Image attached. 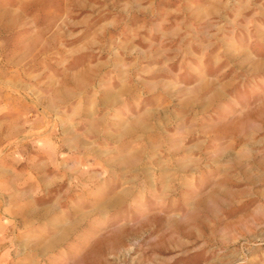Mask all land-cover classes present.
Masks as SVG:
<instances>
[{
  "label": "rangeland",
  "instance_id": "374dc122",
  "mask_svg": "<svg viewBox=\"0 0 264 264\" xmlns=\"http://www.w3.org/2000/svg\"><path fill=\"white\" fill-rule=\"evenodd\" d=\"M123 81L161 123L123 178L62 150L76 224L51 244L32 168ZM0 264H264V0H0Z\"/></svg>",
  "mask_w": 264,
  "mask_h": 264
},
{
  "label": "crops",
  "instance_id": "0c3cea01",
  "mask_svg": "<svg viewBox=\"0 0 264 264\" xmlns=\"http://www.w3.org/2000/svg\"><path fill=\"white\" fill-rule=\"evenodd\" d=\"M123 84L116 90L107 88L101 90V102H104L103 104L107 106L102 116H97L96 109L92 110V108L84 107L83 114L87 118V126H85L83 132H76L77 124L74 120L60 122L58 126L60 136H58L59 142L55 147V152L53 154L48 153L46 157L41 159V164H34L32 168V170H37V172L40 171L41 173L38 175L41 181L38 182L36 187L41 191H45V193H55L54 197H52L54 198L53 201L42 208L44 209V212H42L49 219V224L54 226V233L51 236H43L41 238L49 240L51 244L64 240L67 232L76 224V219L69 220L68 223L63 222L58 213L63 208L75 209L74 201H66L67 198L61 195V191L64 186H67L68 190L76 188V158L73 156L75 155L74 153L70 154L62 150L66 149L69 151L74 149L76 153V148L83 147L87 148L89 155H94L95 157H102L104 154L111 153L113 155L111 158L108 155L105 156L104 160L101 158L103 161L102 166L105 165L104 169L103 167L99 169L102 170L101 172H97V169L87 168V174L89 178H95L97 175L107 176L114 170L113 176L123 178L128 174L130 162L137 160L136 153L142 150L137 147L127 148L128 142L151 136L152 133L149 131L158 128L161 123L157 115L161 112L160 107L145 106L142 111L134 112L132 104L136 103L135 101H128V103L124 104L122 96L126 94L128 83L123 81ZM139 84L140 81L134 82L133 89L135 85ZM157 86L158 83L156 82L145 83L148 91L155 90ZM187 94L189 92H186V96ZM129 99L132 100L133 98L129 97ZM189 101L190 97H186L184 103L187 104ZM86 134L94 135L95 139L90 137L86 139L84 137ZM101 138L104 140L101 141ZM98 141L100 142L98 143ZM33 177L35 176L33 175ZM35 191H37L36 188H34L33 192ZM114 192H116L114 199L119 196L122 197L126 192V189L123 188V182L120 183V187L116 188ZM111 199L112 197L109 201L114 200Z\"/></svg>",
  "mask_w": 264,
  "mask_h": 264
},
{
  "label": "bare ground",
  "instance_id": "6f19581e",
  "mask_svg": "<svg viewBox=\"0 0 264 264\" xmlns=\"http://www.w3.org/2000/svg\"><path fill=\"white\" fill-rule=\"evenodd\" d=\"M192 212V211H191ZM191 221V220H190ZM187 222V221H186ZM189 224V223H188ZM57 246V245H56Z\"/></svg>",
  "mask_w": 264,
  "mask_h": 264
}]
</instances>
